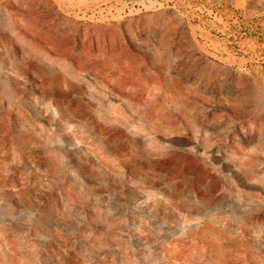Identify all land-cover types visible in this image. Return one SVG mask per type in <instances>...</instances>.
I'll use <instances>...</instances> for the list:
<instances>
[{"label":"rangeland","instance_id":"374dc122","mask_svg":"<svg viewBox=\"0 0 264 264\" xmlns=\"http://www.w3.org/2000/svg\"><path fill=\"white\" fill-rule=\"evenodd\" d=\"M0 264H264V0H0Z\"/></svg>","mask_w":264,"mask_h":264}]
</instances>
